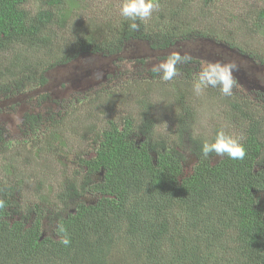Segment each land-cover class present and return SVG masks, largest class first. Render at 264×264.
<instances>
[{
	"label": "trees",
	"instance_id": "obj_1",
	"mask_svg": "<svg viewBox=\"0 0 264 264\" xmlns=\"http://www.w3.org/2000/svg\"><path fill=\"white\" fill-rule=\"evenodd\" d=\"M155 2L152 15L136 21L139 27L132 30L121 14L100 26L71 24L76 0H0V96L24 91L42 63L66 64L82 53L120 61L137 43L145 44L146 55L133 58L147 72L141 78L149 82L143 84H171L176 91L170 95L180 106L169 133L158 131L155 106L144 93L133 99L138 114L84 130L82 137L92 141L53 197L43 193L26 205L14 193L20 181L2 183L0 264H264V94L255 110L244 97L223 96L230 105L223 129L243 137L245 158L214 153L204 158L202 143L212 142L220 128L199 131L185 104L183 85L197 70L193 60L178 65L179 75L170 81L149 68L152 56L160 62L177 43L197 34L225 41L263 66L264 60L244 51L230 33L195 31L180 6ZM256 15L255 31L264 36V7ZM64 30L69 33L59 37ZM43 74L41 86L47 82ZM137 85L141 91L140 79ZM39 117L25 115L30 134L41 129ZM184 136L191 141L187 153ZM65 145L57 143L55 152ZM65 235L68 246L60 243Z\"/></svg>",
	"mask_w": 264,
	"mask_h": 264
},
{
	"label": "rangeland",
	"instance_id": "obj_2",
	"mask_svg": "<svg viewBox=\"0 0 264 264\" xmlns=\"http://www.w3.org/2000/svg\"><path fill=\"white\" fill-rule=\"evenodd\" d=\"M32 1L30 0V4ZM76 2L78 8L74 11L71 24L84 21L100 26L115 20L120 14L123 0ZM165 2L175 7L180 6L181 14L190 23L195 22L192 25L195 31L230 33L231 39L244 51H250L264 60V36L255 31V23L259 20L256 11L264 7V0ZM31 7L36 10L38 4ZM68 33L69 30H66L60 33L59 37L62 38ZM144 45L130 44L129 49L121 54L123 59L120 61L116 60L115 56L109 58L82 53L73 60H68L66 64L50 66L48 63H42L40 68H36L34 79L26 85L24 91L11 96H0V125L3 127L0 138L1 189L6 187L2 184L6 181H20L18 192L14 193L26 205L36 203L38 196L43 193H49L53 197L62 180L71 178V173L78 168V154L92 141L83 138L82 132L87 128L97 129V125L103 128L109 120H120L123 115L138 114L140 109L136 107L133 99L143 93L155 106L153 112L157 119L158 131L164 134L169 133L171 127L174 128V119H177L175 114L180 106L170 93L176 90L171 84L156 80L146 86L143 83L149 81L141 78L146 76V70L135 66L134 59L139 53L146 55ZM20 49L16 48L17 51H21ZM176 51L181 55H188L193 60L192 65L197 67L189 83L185 82L183 85V90L187 92L185 104L187 108L190 107L199 131L210 134L214 128L223 129L228 125L225 113L230 110V105L224 100L219 88L208 86L199 95L193 89L201 66L209 62L234 61L238 68L233 73L236 84L232 94L254 103V110L261 108L264 66L258 63L259 59H249L248 55L241 54L238 48L230 49L225 41L199 34L181 40L170 52ZM3 57L8 62L10 55L5 54ZM158 62L156 57L152 56L149 68ZM42 72L43 76L47 77V82L41 86L37 83ZM107 75L111 77L108 78ZM179 77L185 78V75L180 74ZM139 79L141 91L137 85ZM163 85L166 86L160 89ZM149 89L150 93L147 92ZM27 114L40 116V130L31 134L28 132L29 128L27 130L24 125ZM60 141H64L66 145L62 146L59 152H55ZM183 144L186 149L184 152L187 153L191 141L184 136ZM85 197L89 201L92 195L88 193ZM45 227L48 233L52 232L53 225L49 220H46Z\"/></svg>",
	"mask_w": 264,
	"mask_h": 264
},
{
	"label": "clouds",
	"instance_id": "obj_3",
	"mask_svg": "<svg viewBox=\"0 0 264 264\" xmlns=\"http://www.w3.org/2000/svg\"><path fill=\"white\" fill-rule=\"evenodd\" d=\"M158 7L155 0H123L120 8L121 16L129 21L132 30L138 29V20L150 17L153 10ZM190 57L181 55L180 52H172L166 59L154 64L151 71L164 81H170L179 75L178 65L186 63ZM238 65L233 62H209L201 66L198 80L194 83L193 89L199 95L206 87H218L221 94L231 96L236 80L233 76ZM242 136H234L224 129H217L212 142H204L200 152L204 158H210V154H215L221 158L227 156L232 160H243L246 156V146L242 143ZM70 238L65 235L60 243L64 246L70 244Z\"/></svg>",
	"mask_w": 264,
	"mask_h": 264
}]
</instances>
